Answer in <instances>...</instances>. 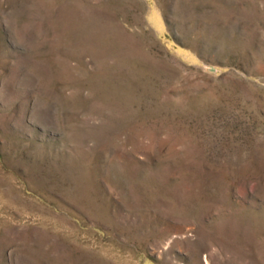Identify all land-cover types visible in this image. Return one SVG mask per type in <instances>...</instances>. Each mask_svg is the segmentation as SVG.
<instances>
[{
	"label": "rangeland",
	"instance_id": "374dc122",
	"mask_svg": "<svg viewBox=\"0 0 264 264\" xmlns=\"http://www.w3.org/2000/svg\"><path fill=\"white\" fill-rule=\"evenodd\" d=\"M0 264H264V0H0Z\"/></svg>",
	"mask_w": 264,
	"mask_h": 264
}]
</instances>
